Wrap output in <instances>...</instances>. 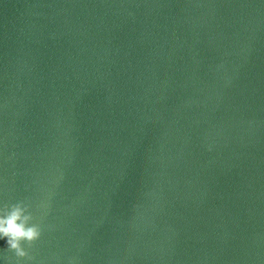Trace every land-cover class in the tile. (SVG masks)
Listing matches in <instances>:
<instances>
[{
    "label": "water",
    "instance_id": "1",
    "mask_svg": "<svg viewBox=\"0 0 264 264\" xmlns=\"http://www.w3.org/2000/svg\"><path fill=\"white\" fill-rule=\"evenodd\" d=\"M19 201L21 264H264V0H0Z\"/></svg>",
    "mask_w": 264,
    "mask_h": 264
},
{
    "label": "clouds",
    "instance_id": "2",
    "mask_svg": "<svg viewBox=\"0 0 264 264\" xmlns=\"http://www.w3.org/2000/svg\"><path fill=\"white\" fill-rule=\"evenodd\" d=\"M222 67V66H221ZM212 151V146H208ZM44 229L35 222L31 206L19 201L0 205V241L5 243V251L14 254L9 264H21L24 260H32L28 248L41 239Z\"/></svg>",
    "mask_w": 264,
    "mask_h": 264
}]
</instances>
